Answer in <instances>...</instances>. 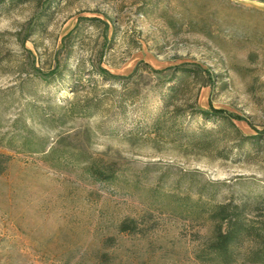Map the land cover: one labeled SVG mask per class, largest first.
<instances>
[{
  "label": "rangeland",
  "instance_id": "rangeland-1",
  "mask_svg": "<svg viewBox=\"0 0 264 264\" xmlns=\"http://www.w3.org/2000/svg\"><path fill=\"white\" fill-rule=\"evenodd\" d=\"M0 153V264H222L215 206L264 227V0L2 4Z\"/></svg>",
  "mask_w": 264,
  "mask_h": 264
},
{
  "label": "trees",
  "instance_id": "trees-1",
  "mask_svg": "<svg viewBox=\"0 0 264 264\" xmlns=\"http://www.w3.org/2000/svg\"><path fill=\"white\" fill-rule=\"evenodd\" d=\"M16 1L19 0H0V6L6 2L11 3ZM182 79L183 78H181V81ZM171 90H174V87L171 88ZM195 114L207 118L213 115L228 119L217 111H213L211 114L202 110H196ZM8 159V157L0 153V175L4 173ZM209 219L213 223L211 240L206 247L210 257H213L214 260H218L222 264H229L231 255L234 251L233 249L239 244V241L245 239L255 244L254 248L249 252V261L254 264H264L263 226L245 223V218L240 208L231 204H220L215 206L209 214ZM130 229L131 227L125 223L120 225V231L122 232L130 231Z\"/></svg>",
  "mask_w": 264,
  "mask_h": 264
}]
</instances>
